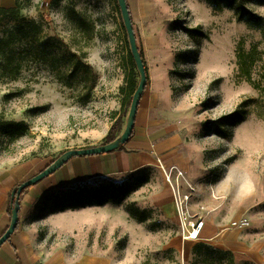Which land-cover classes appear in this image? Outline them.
I'll return each instance as SVG.
<instances>
[{
    "label": "rangeland",
    "instance_id": "obj_1",
    "mask_svg": "<svg viewBox=\"0 0 264 264\" xmlns=\"http://www.w3.org/2000/svg\"><path fill=\"white\" fill-rule=\"evenodd\" d=\"M241 2L264 19V0ZM131 10L148 77L132 137L163 123L170 133L147 154L155 166L66 188L85 226L69 237L51 234L50 244L74 243L78 252L90 251L93 264H264V100L236 76L234 57L239 42L261 51L263 33L238 21L236 10L216 11L205 0H157L151 23ZM19 17L36 29L21 31L11 17L0 18V160L28 163L36 174L67 150L105 144L117 119L116 138L121 134L129 47L115 0H52ZM9 53L12 70L4 63ZM263 66L264 56L253 79ZM241 103L243 120L232 126ZM180 139L193 154L194 180L183 171L177 178L175 167L158 160L167 142L185 166ZM125 147L133 151L129 144L114 151L127 153ZM118 164L128 166L124 155ZM177 203L189 220L203 221L197 238L183 236ZM240 219L249 225L230 227Z\"/></svg>",
    "mask_w": 264,
    "mask_h": 264
},
{
    "label": "crops",
    "instance_id": "obj_2",
    "mask_svg": "<svg viewBox=\"0 0 264 264\" xmlns=\"http://www.w3.org/2000/svg\"><path fill=\"white\" fill-rule=\"evenodd\" d=\"M52 0H31L30 4L20 10V15L31 14L37 4L42 8L46 3ZM157 0H126L130 11L131 21L133 22V14L131 9L138 10L142 19L146 23L152 22V14L156 9ZM161 3L163 0H160ZM15 5V0H0V8H12ZM131 8V9H130ZM161 78L163 83L168 82V69L161 65ZM143 97L139 101L140 108ZM165 122V119L157 120ZM167 124L163 123L149 130L147 137H132L127 143L122 146H127V153L123 151H113L109 154L74 157L67 161L61 168L53 174L42 179L34 184L29 190L19 199L18 211V227L9 241H6L0 246V264H93L90 251L78 252L74 243L58 242L50 244L51 234L58 236L64 235L69 237L77 228L84 227V222L79 218L80 211L71 209L69 200L62 202L61 196L65 193V189L75 184L91 182L110 176L120 172L123 169L136 170L144 166H155L153 163L146 162L147 154L152 150V144L156 143L161 138L168 137L170 131L166 130ZM179 133V132H178ZM179 137V136H178ZM181 138V137H180ZM180 139V150L182 163L185 166H179V158L172 156L168 148V143L163 142L159 146V152L162 157L158 160L168 168H174L186 173L189 180H194V174L189 167V159L193 158V154L183 150ZM117 150H120L117 149ZM130 151V152H129ZM190 154L191 157L184 156ZM123 155L128 166L125 168L119 161L123 160ZM186 158V159H185ZM183 159L185 162H183ZM131 160V161H130ZM101 162H107V165H99ZM110 164V165H109ZM101 166V167H99ZM31 165L25 162L13 163L11 159L0 160V236L3 234L9 224L7 209L10 207V194L21 182L36 175L32 172ZM213 223L218 221L214 219ZM211 223V224H213ZM209 227L208 223L206 224ZM204 228L201 229V233ZM209 230L205 232L206 239L210 238ZM83 249V248H82ZM80 251H82L80 249Z\"/></svg>",
    "mask_w": 264,
    "mask_h": 264
},
{
    "label": "trees",
    "instance_id": "obj_3",
    "mask_svg": "<svg viewBox=\"0 0 264 264\" xmlns=\"http://www.w3.org/2000/svg\"><path fill=\"white\" fill-rule=\"evenodd\" d=\"M31 0H15V5L12 8H0V18H8L11 17L13 21L18 24L17 29L23 31V26H29L33 30L36 29V25L33 21L31 22H25L22 18L19 17L20 10L27 7L30 4ZM209 6L216 11H222L223 9H234L236 10L237 14V19L238 21H244L247 23V25L250 28L257 29L261 31L264 35V19L262 17H259L257 15L251 14L248 9L244 6V4L241 2L243 0H205ZM116 2V0H115ZM129 10V8H128ZM130 14V11H129ZM133 27V23H132ZM134 31V27H133ZM197 30L194 29H185V33L189 35L190 37H195L197 36L198 33H196ZM135 35V31H134ZM14 35H11V39L4 41L3 44H5V47H8L10 44H13L15 38L13 39ZM136 38V37H135ZM137 44V41H136ZM138 47V45H137ZM139 54L143 60V54L141 50L138 47ZM264 56V47L261 51H258L256 46H252L250 49L246 50L244 48V45L242 42H239L237 44V47L235 49V74L238 78L244 79L247 83L251 85L253 89H255L261 99L264 100V66L262 68V71L259 75V79H253L252 73L253 69L255 68L256 64L262 61V57ZM13 58L12 55H10L7 58L4 57V63L5 67H9L10 70L13 68L17 67V65L12 64ZM127 62L129 64V68L127 70L126 74V79H125V87H124V97L121 103V106L127 107L130 105L132 95L136 89V81H135V73H134V63L132 61L130 52H127ZM144 68H145V74H146V79L148 80L147 77V70L146 66L143 60ZM244 108V104H239L237 107V111L235 112V115L233 114L231 118L234 117L232 126H235L239 124L242 120V113H240V109ZM120 131V120L117 119L115 122L112 124V126L109 128L108 133L106 135V141L110 142L116 138V134ZM134 134V130L132 131L131 136L129 137L128 141L132 138ZM127 141V142H128ZM106 142V143H107ZM121 148V147H120ZM51 163V162H50ZM49 163V164H50ZM48 164V165H49ZM47 165V166H48ZM45 166L44 168H46ZM30 187L24 189L21 194L20 198L29 190ZM19 198V199H20ZM62 202H67L69 200V203L71 207H73V202H76V197L74 195H68L64 194L61 196ZM7 216L10 217V207L7 209ZM18 224L15 228V231H17ZM9 241V240H7Z\"/></svg>",
    "mask_w": 264,
    "mask_h": 264
},
{
    "label": "water",
    "instance_id": "obj_4",
    "mask_svg": "<svg viewBox=\"0 0 264 264\" xmlns=\"http://www.w3.org/2000/svg\"><path fill=\"white\" fill-rule=\"evenodd\" d=\"M122 24L126 33L127 43L129 47V52L139 76L138 85L132 95L131 102L129 105V110L127 113V119L125 127L121 134L114 140L94 147L71 149L61 153L53 162H51L46 168L38 172L31 178L21 182L15 188L12 189L10 194V217L9 224L3 234L0 236V246L5 243L10 236L14 233L15 228L18 224V211H19V198L21 192L38 183L47 176L53 174L59 168H61L67 161L74 157H85V156H96L100 154L110 153L114 150L119 149L124 145L132 134L135 118L138 110L139 101L141 99L142 93L147 84L145 68L143 60L139 54L138 47L136 44V38L134 35L132 21L129 14L128 6L126 0H116Z\"/></svg>",
    "mask_w": 264,
    "mask_h": 264
},
{
    "label": "built area",
    "instance_id": "obj_5",
    "mask_svg": "<svg viewBox=\"0 0 264 264\" xmlns=\"http://www.w3.org/2000/svg\"><path fill=\"white\" fill-rule=\"evenodd\" d=\"M160 168L162 169V166L160 165ZM174 168H172L173 170ZM167 179L169 180V173H167ZM166 174V175H167ZM176 177H182V172L176 170ZM176 195V193H175ZM184 200H186V197H183ZM177 210H178V214L180 217V224L182 227V233L183 236L185 237V239H193V238H197V236L199 235L202 227H203V221L194 216V219L191 221L189 220V215L186 214L185 210L183 209L182 205L178 206L177 203ZM249 225L248 221L246 219H240V220H236V221H232L230 223V227L234 228V229H241V228H245ZM193 235V237H192Z\"/></svg>",
    "mask_w": 264,
    "mask_h": 264
},
{
    "label": "bare ground",
    "instance_id": "obj_6",
    "mask_svg": "<svg viewBox=\"0 0 264 264\" xmlns=\"http://www.w3.org/2000/svg\"><path fill=\"white\" fill-rule=\"evenodd\" d=\"M167 176H168V174L166 175V180H168V179H167ZM193 239H194V238H193Z\"/></svg>",
    "mask_w": 264,
    "mask_h": 264
}]
</instances>
